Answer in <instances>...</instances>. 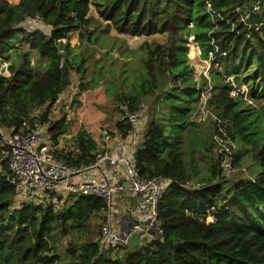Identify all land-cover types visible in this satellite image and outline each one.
<instances>
[{
    "label": "trees",
    "instance_id": "obj_1",
    "mask_svg": "<svg viewBox=\"0 0 264 264\" xmlns=\"http://www.w3.org/2000/svg\"><path fill=\"white\" fill-rule=\"evenodd\" d=\"M92 8L118 34L166 36L163 44L144 46L142 77L115 98L123 115L116 127L123 138L133 132L128 114L142 112L144 100L152 98L134 165L141 178L168 181L158 205L163 241L123 256L111 249L105 254L92 239L91 226L107 211L102 198L71 196L64 202L56 193L33 189L20 202L0 137V264H60V234L75 236L66 264H264V0H0V58L10 63V75L0 73V129L8 136L48 125L56 157L71 168L94 165L98 144L81 128L73 151L57 150L67 120L50 122V108L71 85V72H85V59L69 39L79 32L95 44ZM190 37L202 60L211 63L209 82L201 79L205 85L194 76ZM17 43L26 50L13 55ZM33 55L46 61L40 72ZM234 86L248 92L233 97ZM207 90V108L236 144L233 167L238 168L240 154H252V178L224 179L214 141L218 127L207 134L194 120ZM213 152L211 177H202L195 188L199 158ZM211 215L214 224L206 221ZM83 236L90 238L81 245Z\"/></svg>",
    "mask_w": 264,
    "mask_h": 264
},
{
    "label": "rangeland",
    "instance_id": "obj_2",
    "mask_svg": "<svg viewBox=\"0 0 264 264\" xmlns=\"http://www.w3.org/2000/svg\"><path fill=\"white\" fill-rule=\"evenodd\" d=\"M16 0L10 1L15 3ZM91 16L94 18L91 30L95 34L92 37L96 38L95 44L90 41L80 38L79 32H75L71 35L69 42L72 47L77 49L85 59L83 69L84 74H79L76 71L71 72V85L63 92L59 97L57 103L50 108V122H56L63 118L67 120L66 133L60 138L57 150L64 152H71L75 149V137L82 128H86L88 134L100 142L98 147V156H103L109 150L111 141L117 140L121 135L116 125L123 120L121 108L116 102L115 98L118 93L124 90L128 91V84L132 82L136 83L143 75V60L145 58L146 49L144 46L154 45L155 43L163 44L166 41L165 35H155L150 37H131L127 35L118 34L114 29L107 27V23L102 20L99 14L92 8ZM14 48L11 51L13 55L16 51H25L26 47L23 44L17 43L13 45ZM190 52L189 58L191 64L195 68V78L201 85H205L204 81H201L205 77L208 82L210 78L211 63L201 58V51L196 43L189 44ZM35 56V55H33ZM15 57V56H14ZM33 67L37 68L40 72L46 65L45 60H38V57L33 58ZM9 62H5L3 58H0V73L9 76ZM208 71V72H207ZM233 80V79H231ZM87 84V89L81 90L80 86ZM208 91V90H207ZM204 92L202 95V102L195 114L197 122H201L202 117L204 120L207 118L208 110L206 109V100L209 98V92ZM242 92H248L244 86ZM246 100L248 96H245ZM152 98H146L144 100V107L142 112L135 114L139 115L141 120V126L138 137L144 134V130L147 127V122L151 119L150 106ZM48 107H42L38 109L34 115H40ZM204 111L202 112V110ZM202 121L203 126L206 128V133L211 132L214 123L211 117L206 121ZM48 126V125H46ZM212 126V127H211ZM80 129V130H79ZM6 132L5 130H3ZM107 133L110 136L109 144L105 143L104 134ZM208 134V133H207ZM211 135V133H209ZM239 149V147H238ZM240 154V153H239ZM4 156V154H3ZM2 156V157H3ZM240 163L235 172L228 175H223L224 179L228 182H234L241 178H252L254 172H252L253 156H243L240 154ZM1 158V157H0ZM216 160L215 152L209 156H201L199 158V168L201 170V176L195 178L192 184L197 185L200 179L211 177L209 175V162ZM258 169L257 165L255 166ZM90 171L84 173L81 177L87 176ZM167 180L161 182L162 185H166ZM59 194H55V197H59ZM63 201L74 199L73 197L62 196ZM104 221V215L99 218H93L92 221V239L94 241L100 240L101 237V225ZM75 234V233H74ZM75 236L62 235L58 236V242L56 243L57 253L60 257V264H66L68 262L67 248L70 243L75 242ZM90 236H83L79 244H86ZM145 241L140 238H135L130 246L124 249L112 251V255L119 253L123 256L126 252L138 249L142 247ZM112 250V249H111ZM111 250H105V254Z\"/></svg>",
    "mask_w": 264,
    "mask_h": 264
},
{
    "label": "built area",
    "instance_id": "obj_3",
    "mask_svg": "<svg viewBox=\"0 0 264 264\" xmlns=\"http://www.w3.org/2000/svg\"><path fill=\"white\" fill-rule=\"evenodd\" d=\"M212 15L216 16L217 14L212 12ZM35 24L41 25L39 21H35ZM194 40V37L189 38L191 44L195 43ZM211 56L213 55L211 54ZM243 93L242 89L234 86L231 95L237 97ZM206 109L208 110L206 117H211L219 129V134L214 135V141L222 155V174H232L235 172L232 156L236 144L228 136L218 117L213 115L207 107ZM127 118L133 131L139 132L141 126L139 115L128 114ZM206 119L204 120L202 117L201 122ZM47 134L48 126L38 124H35V128L31 131H22L8 136L1 130L0 137L4 146L2 153L9 160L10 171L17 185L20 202L33 189L38 193L45 194L48 191L64 197L97 196L102 198L107 206L99 240L102 251L106 249L119 250L130 246L135 238L143 239L145 243L142 245L150 244L154 240L163 241L164 232L159 222L158 205L168 183L162 185L163 180L160 178L138 176L134 165L137 149L121 157L114 156L108 151L103 156H98L94 165L86 168H71L56 157L54 147L48 140ZM104 139L105 143H110V136L107 133L104 134ZM120 164L126 168L125 181L111 182L108 174H103L101 178L83 179L81 177V181H73L88 171L102 170L105 166L117 167ZM199 187V183L195 185V188ZM127 194L136 197L137 201L130 206L126 205L120 214L118 197ZM55 206L58 212L59 203ZM206 221L209 224H214L216 218L211 215L206 218Z\"/></svg>",
    "mask_w": 264,
    "mask_h": 264
},
{
    "label": "crops",
    "instance_id": "obj_4",
    "mask_svg": "<svg viewBox=\"0 0 264 264\" xmlns=\"http://www.w3.org/2000/svg\"><path fill=\"white\" fill-rule=\"evenodd\" d=\"M7 1H12V0H7ZM20 0H16L15 3L13 4H18ZM11 3V2H10ZM29 25V24H27ZM36 57V56H34ZM148 124V122H147ZM83 126H80V129ZM79 129V130H80ZM86 129V128H84ZM147 129V127H146ZM146 129L144 130V134L140 137H138L136 130H134L128 137L123 138L121 135L117 138V140L111 141L110 146H109V152L113 154L114 156H126L128 155L132 150L137 149L143 142L144 135L146 132ZM96 140V139H95ZM98 147H100V142L97 141ZM87 176H83L82 178H101L103 174H108L110 176V181L115 182V181H125L126 180V168L123 166V164H120L117 167L114 166H105L102 170H93L90 171ZM81 178L75 179L73 181H81ZM119 201V213L121 214L124 211V207L126 205L130 206L131 204L136 203L137 198L134 197L131 194L127 195H121L118 197Z\"/></svg>",
    "mask_w": 264,
    "mask_h": 264
},
{
    "label": "water",
    "instance_id": "obj_5",
    "mask_svg": "<svg viewBox=\"0 0 264 264\" xmlns=\"http://www.w3.org/2000/svg\"><path fill=\"white\" fill-rule=\"evenodd\" d=\"M0 134H1V130H0ZM73 177V176H72ZM126 186L128 187V184H126Z\"/></svg>",
    "mask_w": 264,
    "mask_h": 264
}]
</instances>
